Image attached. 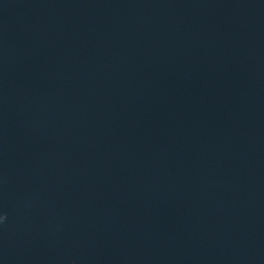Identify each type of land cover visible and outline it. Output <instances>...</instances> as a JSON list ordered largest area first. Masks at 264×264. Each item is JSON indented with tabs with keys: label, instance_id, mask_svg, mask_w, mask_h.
<instances>
[{
	"label": "water",
	"instance_id": "95a60500",
	"mask_svg": "<svg viewBox=\"0 0 264 264\" xmlns=\"http://www.w3.org/2000/svg\"><path fill=\"white\" fill-rule=\"evenodd\" d=\"M0 264H264V0H0Z\"/></svg>",
	"mask_w": 264,
	"mask_h": 264
}]
</instances>
